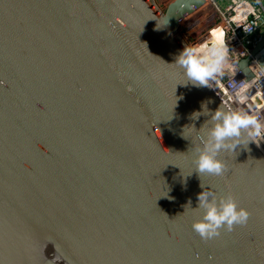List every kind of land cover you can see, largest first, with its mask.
Instances as JSON below:
<instances>
[{"label": "water", "instance_id": "obj_1", "mask_svg": "<svg viewBox=\"0 0 264 264\" xmlns=\"http://www.w3.org/2000/svg\"><path fill=\"white\" fill-rule=\"evenodd\" d=\"M204 3L0 0V264H264V147L242 135L222 176L193 163L210 125L191 114L233 109L173 64ZM204 189L248 223L201 238Z\"/></svg>", "mask_w": 264, "mask_h": 264}, {"label": "clouds", "instance_id": "obj_2", "mask_svg": "<svg viewBox=\"0 0 264 264\" xmlns=\"http://www.w3.org/2000/svg\"><path fill=\"white\" fill-rule=\"evenodd\" d=\"M209 31L208 40L197 45L185 46L173 63L182 69L186 81L208 87L210 81L223 76L229 52L223 31L220 28ZM242 92L243 89L238 91L236 99L244 104L248 97L241 94ZM207 104L208 102H202V111H194L191 114L193 120L201 115L208 116L209 119L203 125H210L204 135L202 146L195 149L197 155L193 163L199 173L222 176L227 166L219 158L220 152L233 151L241 144L242 135L259 136L264 130V124L256 115L243 109L225 108L220 105L212 111ZM249 141L252 140L249 139L246 143ZM186 206L191 207V201ZM194 209L203 210L201 218L192 223L194 231L203 239L219 236L221 228L231 232L236 225H246L251 215L246 208L238 204L231 192L217 197L212 189H204L198 194V207Z\"/></svg>", "mask_w": 264, "mask_h": 264}, {"label": "built area", "instance_id": "obj_3", "mask_svg": "<svg viewBox=\"0 0 264 264\" xmlns=\"http://www.w3.org/2000/svg\"><path fill=\"white\" fill-rule=\"evenodd\" d=\"M210 3L213 9L212 24L201 30L199 39L189 32L192 39L188 40L186 34H188L189 29L183 26L185 22H182L180 27V32L185 29V34L180 35L187 46L197 44L196 40H200L199 42L202 43L206 40L204 36L207 29L215 23V20L219 21L218 26L221 27L224 33L229 52L225 63L226 73L223 72V76L217 78L222 84H227L231 79L236 78L241 88H248L250 93L255 92L259 99V105L251 112L258 117L260 122H264V117L261 114V112H264V48L249 62L253 77L248 83L240 76V71L237 68V63L250 55L254 46L264 35V0H229L226 5L219 4L217 0H210ZM199 16H202V14H199ZM223 77L226 78L225 82H221Z\"/></svg>", "mask_w": 264, "mask_h": 264}, {"label": "bare ground", "instance_id": "obj_4", "mask_svg": "<svg viewBox=\"0 0 264 264\" xmlns=\"http://www.w3.org/2000/svg\"><path fill=\"white\" fill-rule=\"evenodd\" d=\"M204 2H205V4L203 5V7L197 13H194L193 15H191L190 18H186L187 20L183 24V26H185L187 29H189V31H187V33H189V32L191 33L192 32V29H193L192 26L193 25H195L196 23L200 24L198 21H201V20L203 21V23H204L203 28H205L209 24H212L213 9H212L210 0H204ZM199 14H202V16H199ZM205 18L207 20H204ZM215 28H220L221 29V27H219L217 25H215L213 27H209L207 29L206 33H205V36H204L206 40H208L209 36H210V31L209 30L210 29H215ZM197 30H198V28L192 34L196 35L197 34ZM201 30L199 32H201ZM199 32L196 35V37H198V39L200 37L199 36ZM199 41L200 40H196L197 44H200ZM197 44H192V45H197ZM224 68L227 69L225 66H224ZM225 69L223 70V72H225ZM212 82L221 91V93H223L228 98V103L231 106H233L234 109H237V110L243 109L244 111H247V112H250V114H253L251 112V110H254L255 108H257L256 106L259 105V99H258L256 93L255 92H251L250 93L248 88H241V85H240L239 81L238 82L236 81V78H234V80L231 79V81L229 83H227V84L220 83L218 78L216 80H213ZM215 82H217V83H215ZM240 89H243V92L241 94L246 95L248 97V99L246 100V102L244 104L239 103L237 101V99H236L237 93H238V91ZM253 106H255V107H253ZM261 114L264 117V112H261ZM261 123L264 124V122H261ZM253 137H254L255 141H257V143H259L261 146L264 147V130H262V132H261V134L259 136H253Z\"/></svg>", "mask_w": 264, "mask_h": 264}, {"label": "rangeland", "instance_id": "obj_5", "mask_svg": "<svg viewBox=\"0 0 264 264\" xmlns=\"http://www.w3.org/2000/svg\"><path fill=\"white\" fill-rule=\"evenodd\" d=\"M171 1H173V0H154V2H155V5L157 6V8H158V10H160V11H164V9L166 8V6H167V4L169 3V2H171ZM186 20L187 19H185L184 21L186 22ZM200 24H195V25H193L192 26V32H191V34L192 33H194L195 32V30L198 28V30H197V34H198V32L203 28V25H204V23H203V21L201 20V21H198ZM214 22V21H213ZM217 24V26H218V24H219V21L218 20H215V23L211 26V27H213V26H215ZM196 26V27H195ZM200 33V32H199ZM180 34L182 35V34H185V29H184V31L182 30L181 32H180ZM196 34V35H197ZM203 34V33H202ZM201 35V34H200ZM186 36H187V38H188V40L190 41L191 39H192V36L188 33V34H186ZM187 41V40H186ZM226 65V64H225ZM225 68H223V70H224ZM225 71H226V69H225ZM228 72V71H227ZM224 73H226V72H224Z\"/></svg>", "mask_w": 264, "mask_h": 264}, {"label": "crops", "instance_id": "obj_6", "mask_svg": "<svg viewBox=\"0 0 264 264\" xmlns=\"http://www.w3.org/2000/svg\"><path fill=\"white\" fill-rule=\"evenodd\" d=\"M217 1L221 5H226L229 2V0H217Z\"/></svg>", "mask_w": 264, "mask_h": 264}]
</instances>
